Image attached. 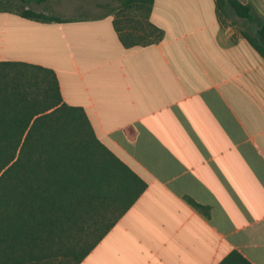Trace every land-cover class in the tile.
<instances>
[{
  "label": "crops",
  "instance_id": "0c3cea01",
  "mask_svg": "<svg viewBox=\"0 0 264 264\" xmlns=\"http://www.w3.org/2000/svg\"><path fill=\"white\" fill-rule=\"evenodd\" d=\"M237 1L264 20V0ZM130 16L152 37L124 47L109 13L0 11V61L51 69L61 101L144 183L76 264H264V59L242 33L256 21L214 0Z\"/></svg>",
  "mask_w": 264,
  "mask_h": 264
},
{
  "label": "trees",
  "instance_id": "16d2710c",
  "mask_svg": "<svg viewBox=\"0 0 264 264\" xmlns=\"http://www.w3.org/2000/svg\"><path fill=\"white\" fill-rule=\"evenodd\" d=\"M41 1L0 0V11L59 20L29 7ZM214 3L226 16L256 21L242 33L264 59V20L237 0ZM113 24L124 47L140 42ZM143 187L99 143L83 110L61 101L51 69L0 61V264H76Z\"/></svg>",
  "mask_w": 264,
  "mask_h": 264
},
{
  "label": "rangeland",
  "instance_id": "374dc122",
  "mask_svg": "<svg viewBox=\"0 0 264 264\" xmlns=\"http://www.w3.org/2000/svg\"><path fill=\"white\" fill-rule=\"evenodd\" d=\"M147 4V0L143 3L140 0L132 1L129 6L125 5L123 0H43L39 3H30L29 7L46 15L60 18L94 17L109 13L118 24L121 33H130L137 41H142L150 39L152 35L149 34L148 37L147 34L139 33L138 25L132 20L130 15L135 13L138 6L142 8L146 7ZM231 15L234 16L232 13ZM233 18L240 21L236 16ZM80 235L82 238L83 234ZM57 258L61 259V257H55L53 259L54 263L59 261Z\"/></svg>",
  "mask_w": 264,
  "mask_h": 264
}]
</instances>
